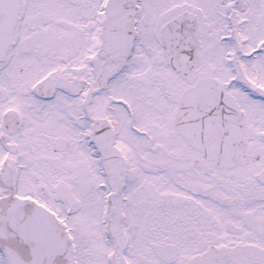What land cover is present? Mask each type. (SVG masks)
I'll return each instance as SVG.
<instances>
[{"label":"snow or ice","instance_id":"obj_1","mask_svg":"<svg viewBox=\"0 0 264 264\" xmlns=\"http://www.w3.org/2000/svg\"><path fill=\"white\" fill-rule=\"evenodd\" d=\"M0 264H264V0H0Z\"/></svg>","mask_w":264,"mask_h":264}]
</instances>
